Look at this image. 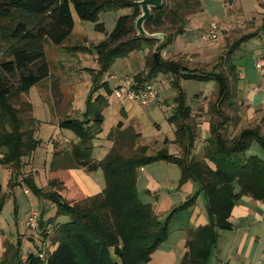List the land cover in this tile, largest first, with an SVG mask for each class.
Masks as SVG:
<instances>
[{
	"label": "trees",
	"instance_id": "trees-1",
	"mask_svg": "<svg viewBox=\"0 0 264 264\" xmlns=\"http://www.w3.org/2000/svg\"><path fill=\"white\" fill-rule=\"evenodd\" d=\"M138 1L0 0V169L7 175L9 189L25 185L55 209L54 217L39 218L42 245L23 255L19 242H6L0 264H148L153 252L167 240L172 218L178 212L193 208L199 194L189 196L160 220L151 205L142 203L137 195L138 168L157 161L177 165L179 186L193 181L199 184L205 199L208 223L187 233L186 252L180 264L207 263L219 231L231 230L229 217L242 197L264 201V158L246 155L253 142L264 149V136L257 127L241 129L235 136L228 133L231 124L236 125L239 111L234 92L236 67L230 63L231 56L241 44L259 33L242 35L229 46V51L221 56L229 62L227 69L222 70L221 65L209 72L190 69L181 59H163L160 53L184 33L190 16L202 12L205 0H162V7L152 10L144 24L147 32L164 35L160 42L145 41L136 35ZM71 7L80 21L92 22L95 31L100 33L106 32L99 23L101 13L123 9L129 13L119 16L114 29L91 48L64 47L74 28ZM165 26L169 27L168 31H164ZM46 43L68 52L92 53L98 66L97 70H90L91 87L80 118L65 115L57 122L59 129L70 131L75 138L67 149H56L58 146L53 145L48 177L49 188L53 190L48 192L36 186L35 173L22 175L26 160L32 159L41 144L35 137L37 124L28 92L48 79L52 92L59 88L56 81H50L51 63L46 57ZM156 44L155 52L146 56L144 70L132 78L137 87H143L160 74L172 77L171 85L177 94L168 122L175 128L174 143L180 155H170L164 148L155 155H146V147H136L140 134L131 128L121 130L119 122L108 133L107 139L112 143L108 153L101 160L93 159V142L101 133L103 110L115 89L103 81L104 74L115 60L135 51L149 50ZM189 80L212 81L217 87L215 102L207 106L209 136L199 157L193 150L201 123L192 115L180 85L181 81ZM70 170H82L86 174L101 170L103 189L91 196L80 193L70 180ZM20 178L21 182L16 181ZM59 182L72 184L81 198L68 203L58 189ZM7 196L0 185V212ZM59 217H66L67 221L59 223Z\"/></svg>",
	"mask_w": 264,
	"mask_h": 264
},
{
	"label": "rangeland",
	"instance_id": "rangeland-1",
	"mask_svg": "<svg viewBox=\"0 0 264 264\" xmlns=\"http://www.w3.org/2000/svg\"><path fill=\"white\" fill-rule=\"evenodd\" d=\"M217 1V0H215ZM232 1V0H231ZM254 1V0H253ZM264 2V0H260ZM72 16L74 18V28L72 33L64 42V47L69 46H91L105 39L106 34H109L115 27L116 20L119 16L129 13L128 9L118 11L103 12L99 15V23H102L105 28V33L95 31V24L92 22L80 21L75 15L71 7ZM263 20V19H262ZM163 29V28H162ZM164 31H168L169 27L165 26ZM235 35L238 36L243 32V29H238ZM149 33V32H148ZM161 34L162 33H149ZM203 34V33H202ZM235 35L228 37L227 47L222 54H226L230 44L234 41ZM164 36V35H163ZM190 33L180 37L175 47L168 46L161 51L160 56L163 59H172L167 53H176L190 37ZM199 37V36H197ZM192 41L194 39L192 38ZM160 42V40H159ZM158 44L148 49H143L130 53L124 58H119L114 61L109 71L104 74L103 81H108L109 86L114 89L115 86L124 77H133L145 68V60L147 54L155 52ZM47 60L51 63L50 81L58 83V90L51 91L49 89V79L43 80L39 84L31 87L28 92V99L32 105L33 117L36 120V138L41 144L35 149L32 159L26 160L22 175H36L35 184L38 188L45 192L51 190L48 185V177L50 166L53 161L52 152L53 145H57L56 149H67L70 143L74 141V137L70 131L59 129L57 122L65 115L70 118H80L85 108V101L91 87V71L97 70L96 56L92 53H83L81 51L68 52L62 47L54 46L50 43L45 44ZM222 55H219L213 62L203 66L183 57L181 60L185 66L190 69L201 71H213L222 66V70L227 69L229 62L223 61ZM192 57V56H191ZM194 57V55H193ZM235 62H238V55L233 57ZM244 59L241 58V60ZM213 69V70H212ZM114 75L116 80H109V76ZM172 77L169 75L160 74L154 78V83L159 90L157 102H153L148 106L139 105L135 102H130L125 99H115L109 97L108 106L103 110L104 121L101 126V133L93 143L94 150L92 158L101 160L109 151L111 141L107 139L108 133L121 122V130H133L140 134L136 140V147H146V155H155L162 148L166 149L170 155L176 152L178 146L174 143V126L168 122V118L174 111L175 104L173 102L177 91L171 85ZM181 88L185 94L186 104L193 109L194 112H203L199 115L200 120L210 121L208 112V103L216 100V84L212 81H181ZM202 96L203 105L200 110H197L201 105L198 98ZM196 115V113H195ZM204 116V117H203ZM198 117V115H196ZM200 122V121H199ZM201 125H199L200 127ZM197 128L200 133V128ZM235 127V126H234ZM228 129L230 135H237L241 130ZM209 128V125H208ZM236 131V134L235 132ZM75 138V137H74ZM199 139V138H196ZM195 141L194 149L196 147ZM179 149V148H178ZM180 151V149H179ZM194 153V150H193ZM195 156L199 157L200 155ZM246 155H255L259 158H264V149L256 142L251 143ZM68 175L72 184L80 191V193L91 196L99 193L104 186V180L101 170L94 174H86L82 170H70ZM7 175L0 169V185L3 193L7 194L5 204L0 212V255L3 245L6 242L16 244L20 243L21 253L26 255L29 250L35 251L42 245L41 230L39 220L35 229L27 226V219L32 211H36L39 218L43 216L45 220L55 216V209L49 201L44 198L36 197L25 185L15 186L9 189L7 186ZM22 178V177H21ZM21 178L16 181L21 182ZM61 179V178H60ZM180 170L177 165L166 162L157 161L146 166L139 167L137 170V195L142 203L150 204L155 214L161 220L170 213L171 208L179 206L188 196L198 192L197 200L194 205V212L191 215V220L203 218L206 213V204L200 186L195 184L196 190L189 194H185L183 187L186 183L179 186ZM189 182V181H188ZM15 182L14 184H16ZM65 184V185H64ZM59 182V191L62 192L63 198L68 203H74L81 195L78 190L69 182ZM27 190L26 192H24ZM53 190V189H52ZM51 190V191H52ZM72 198V199H70ZM75 198V199H74ZM189 211L178 212L172 218L169 225V232L175 234L179 232L180 221L184 222L183 229L188 233L195 228L192 221L189 224L185 221ZM190 217V215H189ZM66 217H59L58 222H66ZM187 237V235H186ZM48 246V241L45 242ZM117 260V259H116Z\"/></svg>",
	"mask_w": 264,
	"mask_h": 264
},
{
	"label": "crops",
	"instance_id": "crops-1",
	"mask_svg": "<svg viewBox=\"0 0 264 264\" xmlns=\"http://www.w3.org/2000/svg\"><path fill=\"white\" fill-rule=\"evenodd\" d=\"M212 23L219 24L226 29L224 36L215 43L200 42L197 36H201ZM238 29H243V32L236 36V32L233 31ZM254 32H258L259 35L241 44L230 60V63L236 67L234 92L239 110L235 120L236 125L231 124L230 129L234 126L233 130L257 127L264 136V97L253 92V88L262 81L255 64L262 59L264 65V2L260 0H232L230 2L227 0H205L202 12L188 18L184 33L175 37L170 46L175 47L178 39L188 33H190V38L184 40V44L176 53L167 54L173 60L185 57L191 62L193 58L194 62L206 66L219 55H224L222 53L227 47L228 37L235 35L234 38H231L235 41L242 35ZM236 55H238V62L233 59ZM243 57L244 59L241 60ZM204 99L202 96L198 98L201 105L196 111L202 108ZM157 100L158 98L151 103L157 102ZM191 112L192 115L195 113L198 116L203 115V112H194L193 109ZM204 118H201V121L200 117H197L201 126L199 127L200 133L197 135L199 139H196L199 142H196L197 145L193 153L196 155H201L202 148L209 136L208 122ZM234 132L236 134V131ZM174 154L180 155L178 148ZM209 166L213 167L211 163ZM190 182L192 181L187 182L183 187L185 194L196 190L195 184ZM185 211H189L185 221L188 224L192 221L193 225L195 224L193 228L208 223L207 214L203 215V218L190 219L194 212V206ZM229 222L231 230L219 231L217 243L212 248L206 264H264V201L242 197L233 207ZM183 225L184 222L181 220L179 232H175V234L169 232L167 240L153 252L148 264H180V260L186 252L187 233L183 229Z\"/></svg>",
	"mask_w": 264,
	"mask_h": 264
},
{
	"label": "built area",
	"instance_id": "built-area-1",
	"mask_svg": "<svg viewBox=\"0 0 264 264\" xmlns=\"http://www.w3.org/2000/svg\"><path fill=\"white\" fill-rule=\"evenodd\" d=\"M226 32V29L219 24L212 23L209 28L199 36V41L203 43H215L222 39ZM256 70L262 77L261 83L257 84L253 88L255 94L264 97V65L263 60L260 59L255 64ZM117 77L114 75L109 76V80H116ZM112 97L121 100L125 99L130 102L138 103L139 105L148 106L152 101L158 98V89L154 81H148L143 87H137L132 77H124L115 86ZM39 215L36 211H32L27 219V226L35 229ZM263 236H264V223H263Z\"/></svg>",
	"mask_w": 264,
	"mask_h": 264
},
{
	"label": "water",
	"instance_id": "water-1",
	"mask_svg": "<svg viewBox=\"0 0 264 264\" xmlns=\"http://www.w3.org/2000/svg\"><path fill=\"white\" fill-rule=\"evenodd\" d=\"M140 15L136 19L134 27L136 31V35L139 38H142L145 41H162L164 36L161 34H149L145 28L144 24L150 19L152 10H159L162 7L163 1L162 0H140L137 2ZM154 59L156 63H158L157 54L154 53Z\"/></svg>",
	"mask_w": 264,
	"mask_h": 264
}]
</instances>
